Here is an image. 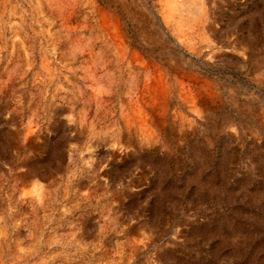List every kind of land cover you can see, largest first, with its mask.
<instances>
[{
  "label": "rangeland",
  "instance_id": "rangeland-1",
  "mask_svg": "<svg viewBox=\"0 0 264 264\" xmlns=\"http://www.w3.org/2000/svg\"><path fill=\"white\" fill-rule=\"evenodd\" d=\"M0 264H264V0H0Z\"/></svg>",
  "mask_w": 264,
  "mask_h": 264
},
{
  "label": "bare ground",
  "instance_id": "bare-ground-1",
  "mask_svg": "<svg viewBox=\"0 0 264 264\" xmlns=\"http://www.w3.org/2000/svg\"><path fill=\"white\" fill-rule=\"evenodd\" d=\"M162 91V90H161Z\"/></svg>",
  "mask_w": 264,
  "mask_h": 264
}]
</instances>
